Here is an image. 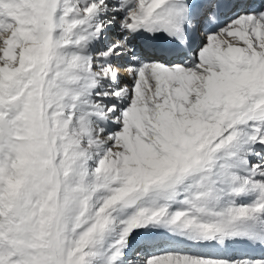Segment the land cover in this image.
Wrapping results in <instances>:
<instances>
[{"label": "snow or ice", "instance_id": "obj_1", "mask_svg": "<svg viewBox=\"0 0 264 264\" xmlns=\"http://www.w3.org/2000/svg\"><path fill=\"white\" fill-rule=\"evenodd\" d=\"M0 264H264V0H0Z\"/></svg>", "mask_w": 264, "mask_h": 264}]
</instances>
